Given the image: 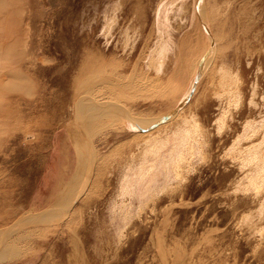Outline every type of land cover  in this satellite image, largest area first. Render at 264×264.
Wrapping results in <instances>:
<instances>
[{
	"label": "rangeland",
	"instance_id": "1",
	"mask_svg": "<svg viewBox=\"0 0 264 264\" xmlns=\"http://www.w3.org/2000/svg\"><path fill=\"white\" fill-rule=\"evenodd\" d=\"M0 264H264V0H0Z\"/></svg>",
	"mask_w": 264,
	"mask_h": 264
},
{
	"label": "bare ground",
	"instance_id": "2",
	"mask_svg": "<svg viewBox=\"0 0 264 264\" xmlns=\"http://www.w3.org/2000/svg\"><path fill=\"white\" fill-rule=\"evenodd\" d=\"M176 162V161H175Z\"/></svg>",
	"mask_w": 264,
	"mask_h": 264
}]
</instances>
